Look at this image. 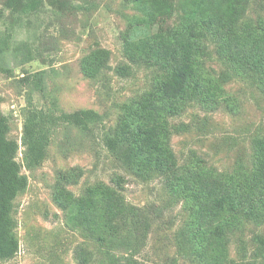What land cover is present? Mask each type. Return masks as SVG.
Listing matches in <instances>:
<instances>
[{"label":"trees","instance_id":"16d2710c","mask_svg":"<svg viewBox=\"0 0 264 264\" xmlns=\"http://www.w3.org/2000/svg\"><path fill=\"white\" fill-rule=\"evenodd\" d=\"M124 2L137 13L128 16L126 60L114 70L129 77L135 67H142L151 78L143 92L120 105L115 123L104 133L105 146L121 166L143 181L163 179L170 194L183 202L188 217L175 236L181 255L193 256L201 264H264V232L251 228L264 224V132L252 137L247 160L237 159L224 170L196 152L181 163L172 145L179 129L172 118L189 105L207 110L235 107L238 101L227 89L231 80H248L264 92V17L255 20L248 14L251 0ZM45 4V0L5 1L13 20L10 28L0 31V70L12 72L13 66L35 58L27 41L13 39L12 29L26 19L32 23L31 17H38ZM66 6V1L60 3L61 8ZM110 60L111 50L97 47L84 56L82 70L97 78L111 67ZM215 62L223 66L222 71L214 67ZM21 79L32 91L45 88L42 73ZM56 110L30 101L20 143L10 136L11 116L0 107V264L13 259L21 247L15 213L16 199L29 185L23 166L31 170L44 163L51 135L60 123L87 133L101 121V114L92 108ZM83 173L80 166L60 170L52 191L66 226L84 238L76 249L80 263L143 264L136 256L142 244L136 230L144 225L147 234L150 220L142 208L128 201L126 178L118 173L115 184L98 180L78 194L70 187L79 183ZM249 230L254 249L248 258L244 236ZM132 234L138 240L131 241ZM233 238L239 241L240 259L231 256ZM167 264L179 263L173 258Z\"/></svg>","mask_w":264,"mask_h":264},{"label":"rangeland","instance_id":"374dc122","mask_svg":"<svg viewBox=\"0 0 264 264\" xmlns=\"http://www.w3.org/2000/svg\"><path fill=\"white\" fill-rule=\"evenodd\" d=\"M5 1L0 0V31L12 26L13 18L5 8ZM64 1L67 6L61 8ZM45 3L43 12L31 17L32 23L28 24L26 19L23 25L16 23L12 29L13 39L27 41L35 58L22 66H13L12 72L0 70V107L11 116L10 136L21 143L24 112L30 101L39 108L57 107L58 113L92 108L101 114V121L87 133L60 123L51 135L44 163L31 170L23 166L29 185L16 199L15 213L21 247L13 259L1 264H81L76 249L84 238L66 226L64 213L52 198L57 173L73 166L84 170L79 183L70 187L78 194L88 184L98 180L115 184L114 176L124 175L128 201L149 215L147 234L144 225L136 230L137 238L142 239L136 256L143 264H167L173 258L179 264H201L193 256L181 255L176 246L175 236L188 217L183 202L170 194L163 179L143 181L121 166L103 141L107 128L116 121L120 105L143 92L151 78V72L142 67H135L129 77H121L114 70L126 60L123 45L130 23L128 16L137 12L124 0H45ZM248 14L255 20L264 17V0H251ZM97 47L111 50L112 68L90 78L81 64L84 56ZM213 65L218 71L223 69L219 62ZM40 73L44 78L43 91H32L31 85L21 79ZM227 89L238 101L234 108L223 105L207 110L191 104L172 118L179 128L173 134L172 145L181 163L196 152L224 170L230 169L237 159L249 157L252 137L264 132V92L242 78L231 80ZM23 150L22 146L20 162ZM251 228L264 232V224ZM244 237L249 258L254 249L252 231ZM137 238L135 234L129 237L131 241ZM90 249L95 247L91 245ZM230 253L235 259L241 258L237 238L231 241Z\"/></svg>","mask_w":264,"mask_h":264}]
</instances>
